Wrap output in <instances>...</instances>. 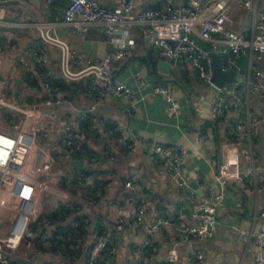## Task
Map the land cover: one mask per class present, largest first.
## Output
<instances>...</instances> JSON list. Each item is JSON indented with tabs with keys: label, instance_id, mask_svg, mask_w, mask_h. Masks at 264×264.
<instances>
[{
	"label": "built area",
	"instance_id": "built-area-1",
	"mask_svg": "<svg viewBox=\"0 0 264 264\" xmlns=\"http://www.w3.org/2000/svg\"><path fill=\"white\" fill-rule=\"evenodd\" d=\"M10 0H0L7 2ZM50 4L54 0H42ZM134 0H119L116 5L105 6L100 0H66L61 9L62 21L69 24L81 37L90 25L101 28L106 36L110 50L101 58L91 61L78 54L75 48H66V59L80 65L75 72L95 67L94 76L90 78L86 94L97 101L103 96L123 97L126 104L121 109L131 115L132 94L129 87L117 80L113 75L111 61L121 58L125 48L132 43L126 34L118 33V26L123 23L136 24L142 42L152 47L154 52L172 62L185 61L189 64L191 74L202 82L212 83V54L218 53L221 71L229 72L237 66L241 56L247 58V74L245 79V96L240 90V79H234L222 86L215 85L216 96L210 105L211 119L229 113V121L225 126L230 135L219 144L216 160V177L221 186L238 181H246L247 188L253 192L264 187V173L252 161V139L258 133V123L264 126V0H160L154 6H145L138 10L133 7ZM241 9L238 24L233 9ZM249 16L242 23L244 16ZM0 25L5 23L0 20ZM203 42L207 45L204 46ZM0 45V74H1ZM33 61H45L40 53H34ZM22 64L25 60L20 58ZM256 62V64H254ZM251 74L256 78L252 79ZM67 76V75H66ZM135 79L137 74L134 75ZM39 82L45 91L59 96L60 89L52 85L45 74L38 75ZM9 84V82H8ZM4 76L0 77V107L6 110L11 124L5 129L0 125V214L7 212L12 215L6 234H0V264H11V259L29 253L34 247L32 237L37 230L48 226L51 222L45 215L35 214V195L44 191H54L60 201L65 199L61 188L53 187L50 181L53 163L51 147L37 139L32 123L35 119V107L9 90L4 96L2 91L8 85ZM151 93H159L166 101V114L172 118L178 112L179 102L175 96V88L169 83H156ZM260 101L259 117L256 118L249 108V99ZM50 98L44 102L49 103ZM91 126L94 122L100 126L98 139L115 138L117 144L127 153L134 151L137 143L143 144L146 155L157 171L169 176L174 183L185 190L192 199L191 204H181L176 216L180 219H191V223L179 229L178 237L190 241L194 237H211L216 228V212L223 207L224 197L220 189L207 181L200 180L196 173L193 180L196 187L190 185L192 180L183 170L186 149L182 144H166L161 140L140 136L127 125H118L105 116H95L92 107L83 108L74 117L60 119L61 135L59 143L72 155L77 154L82 145L81 122ZM1 124V121H0ZM201 134L200 138H206ZM106 144L107 143L103 142ZM110 160L115 157L107 150ZM98 157L90 156L88 161L96 164ZM71 182L80 184L83 198L87 205L95 208L99 227L91 226L86 216L80 220L73 217L69 225L80 228L82 242L72 239L67 248L70 253L63 255L58 251L60 262L80 264L79 256L73 251L90 238L87 255L83 264H106L103 258L115 251V246L106 239L104 224L102 190L109 182H99L92 177L90 170L77 169L70 176ZM126 199L132 203L131 210L125 217H119L117 223L127 228H139L141 240L131 246L134 256L126 264H149L151 258L152 239L154 232L160 228L161 216L165 210L158 211L157 221L149 225L143 224L145 194L150 187L137 178H128L123 182ZM137 192L131 194L130 192ZM160 218V219H159ZM46 232V230H44ZM235 238L251 243L254 253L247 264H264V229L236 230ZM65 256V257H64ZM178 257L175 248L169 249L161 264H172ZM204 258L202 249H196L185 257V264H201ZM43 264V263H40ZM214 264H219L215 261Z\"/></svg>",
	"mask_w": 264,
	"mask_h": 264
},
{
	"label": "crops",
	"instance_id": "crops-1",
	"mask_svg": "<svg viewBox=\"0 0 264 264\" xmlns=\"http://www.w3.org/2000/svg\"><path fill=\"white\" fill-rule=\"evenodd\" d=\"M160 0H134L133 7L138 10L148 5H156ZM66 0H54L45 4L42 0H10L0 2L1 32L12 38V42L2 48L1 74L7 80L9 90H12L20 100L35 107V119L32 123L36 130L37 139L51 147L52 166L49 183L61 188L65 199L60 201L54 191H44L35 195V214L49 218L51 222L43 230L53 227L67 226L72 218L86 216L91 226L94 225L97 210L87 205L83 198L80 184L72 183L70 176L77 169L90 170L92 177L99 182H109L102 190L104 202V224L106 239L115 246V251L104 258L106 264H126L134 254L131 246L142 238L139 228L130 229L117 223L119 217H125L131 210L132 203L126 199V189L123 182L128 178H137L150 187L143 201V224L149 225L158 219V211L165 210L161 216L160 228L154 232L152 239L151 258L149 264H161L166 252L175 248L178 257L172 264H185V257L196 249H202L204 258L201 264H247L254 253L251 243L235 238L238 228L264 229V187L256 192L247 188L246 181H238L221 186L216 177V160L219 154V144L230 135L225 126L230 117L229 113L217 119L210 117V105L216 93L213 83L202 82L194 77L185 61L172 62L142 42L136 24L123 23L118 26L119 34H126L132 43L125 48L123 57L110 62L115 78L126 84L132 94L133 102L131 115L122 111L121 106L126 99L112 95L103 96L95 101L86 93L74 94L70 98H60L45 91L39 82L31 85L23 78V72L33 70L32 58L38 52L45 57L43 66L47 75L53 78L70 79L62 69V47L59 44L41 37L39 27L46 28V33L60 41L65 48H75L83 58L95 61L111 48L106 42V36L101 28L90 25L83 36L79 37L75 30L62 21L61 9ZM105 6L116 5L119 0H100ZM241 9L234 8L233 15L239 22ZM37 16L43 22H37ZM249 16H244L241 22H247ZM204 46L207 45L203 42ZM151 47V46H150ZM20 58L25 60L22 64ZM159 59L169 63L167 71L157 66ZM256 64V62H254ZM80 65L71 59H66L65 68L74 73ZM235 79H240L239 85L245 96L247 74V58L241 56L237 66L232 69ZM84 74L94 76V71ZM137 74L135 79L134 75ZM83 75V74H82ZM81 76V75H80ZM78 76V77H80ZM77 78V77H74ZM251 78L256 77L251 74ZM156 83H169L175 88V96L179 107L176 116L170 118L166 114V101L159 93H151ZM50 98L49 103H45ZM92 107L95 116H105L118 125L133 128L140 136L156 138L166 144H182L186 149L183 160V170L191 177L198 173L199 179L209 182L223 193L224 205L216 214V228L211 237H194L183 241L178 237L179 229L191 223L190 218L180 219L176 216L181 204H191L197 198H190L185 190L179 188L167 175L157 171L153 166L143 144L137 143L134 151L125 152L115 138L98 139L100 126L94 122L90 127L96 131L95 142L81 131L82 145L77 154H69L60 145V119L74 117L83 108ZM249 108L258 118L260 101L249 99ZM8 129V128H5ZM206 138H200L201 134ZM107 147L110 149L106 148ZM81 145V147H82ZM252 161L264 173V126L258 123V133L252 139ZM107 150H111L115 159L110 160ZM98 157L96 164L88 161V157ZM136 194L137 192H130ZM12 215L0 214V234L3 228L8 229ZM160 219V218H159ZM50 264L61 263L59 254L48 251L40 252L34 247L29 253L11 259V264ZM65 264H75L67 263Z\"/></svg>",
	"mask_w": 264,
	"mask_h": 264
},
{
	"label": "trees",
	"instance_id": "trees-1",
	"mask_svg": "<svg viewBox=\"0 0 264 264\" xmlns=\"http://www.w3.org/2000/svg\"><path fill=\"white\" fill-rule=\"evenodd\" d=\"M151 6V5H148ZM154 6V5H152ZM2 28L0 27V45L3 43H10L12 42V38H7L2 32ZM150 49L152 47L148 46ZM38 53V52H36ZM43 62L45 61H33V69L36 72L33 75V70H27L23 72V78L25 81H27L31 85H36L38 83V80L36 79L38 75L40 74H45L47 79L50 81L52 85H56L60 89V98H70L74 94H81V93H86V90L89 86V81H90V74H83L80 77L77 78H70V79H64V78H53L50 75H47L45 72V68L43 66ZM6 110L4 111V113ZM6 117L7 112L5 113ZM5 116V115H4ZM9 118V117H8ZM7 118V119H8ZM81 127L83 134L85 136H88L90 139L92 138L93 142H95L97 133L96 131H93L92 128L86 123V121L83 120L81 122ZM82 149L84 146L82 145ZM83 215V214H82ZM82 215H79L75 217V220L81 221L80 219L83 217ZM95 217V222H94V227H99L98 224V215L94 216ZM31 229H35V235L32 237L33 245L34 248L37 249L40 252H45L48 251L51 254H57L58 251H62L63 255L68 254L71 252L69 248H67L69 242L72 239L78 238L79 244L82 242V238L80 237L81 234V229L80 228H72L69 224L67 226L63 227H53L46 232L44 230L38 231L37 230V225L35 223L31 224ZM91 240L90 238H86L85 241H83L82 245H78L73 251H76V255H81L79 256V262L80 264H83V260L87 255V250L89 247ZM65 257V256H64ZM101 260H104L101 259ZM68 263H71L70 260H68ZM43 264H50L49 262H44ZM62 264V263H58Z\"/></svg>",
	"mask_w": 264,
	"mask_h": 264
},
{
	"label": "water",
	"instance_id": "water-1",
	"mask_svg": "<svg viewBox=\"0 0 264 264\" xmlns=\"http://www.w3.org/2000/svg\"><path fill=\"white\" fill-rule=\"evenodd\" d=\"M37 22L41 23L43 22V20L40 18V16H37ZM39 31H40V35L43 39L54 42L56 44L61 45L62 47V69L64 71V73L69 76V77H78L82 74H84L85 72H87L89 69H85L83 71L80 72H74V73H70L66 70L65 68V62H66V48L65 46L58 40H56L55 38L49 36L46 33V28L44 25L41 24V26L39 27ZM157 66L162 69L167 71L169 69V63L163 59H159L157 62ZM90 70L95 71L96 68L95 67H91ZM236 78V75L229 71V72H223L220 69L219 63H218V53L214 52L212 54V76H211V82L216 85V86H222L228 82H231L232 80H234ZM191 186L196 187V182L193 181L190 183Z\"/></svg>",
	"mask_w": 264,
	"mask_h": 264
},
{
	"label": "rangeland",
	"instance_id": "rangeland-1",
	"mask_svg": "<svg viewBox=\"0 0 264 264\" xmlns=\"http://www.w3.org/2000/svg\"><path fill=\"white\" fill-rule=\"evenodd\" d=\"M7 45V43H3V44H1V47L3 48L4 46H6ZM2 94L4 95V96H8L9 95V88H8V86H5L4 87V89H3V91H2ZM4 109L3 108H1L0 107V121H1V127H3V128H6V125H8V124H11L12 123V120L10 119V118H8V117H6V112L4 113ZM5 115V116H4ZM7 116H8V114H7ZM8 118V119H7ZM6 124V125H5ZM4 230H3V234H6V232H7V228L5 227V228H3Z\"/></svg>",
	"mask_w": 264,
	"mask_h": 264
}]
</instances>
